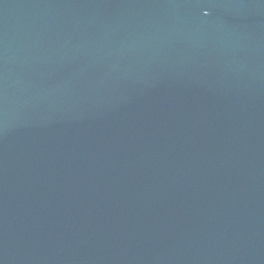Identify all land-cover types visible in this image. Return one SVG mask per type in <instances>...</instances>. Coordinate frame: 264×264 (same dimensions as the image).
<instances>
[{"label": "water", "instance_id": "water-1", "mask_svg": "<svg viewBox=\"0 0 264 264\" xmlns=\"http://www.w3.org/2000/svg\"><path fill=\"white\" fill-rule=\"evenodd\" d=\"M0 264H264V0H0Z\"/></svg>", "mask_w": 264, "mask_h": 264}]
</instances>
